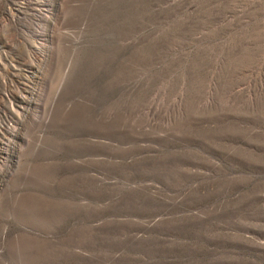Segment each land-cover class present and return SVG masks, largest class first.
<instances>
[{"label":"rangeland","instance_id":"374dc122","mask_svg":"<svg viewBox=\"0 0 264 264\" xmlns=\"http://www.w3.org/2000/svg\"><path fill=\"white\" fill-rule=\"evenodd\" d=\"M0 264H264V0H0Z\"/></svg>","mask_w":264,"mask_h":264}]
</instances>
